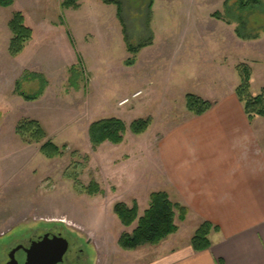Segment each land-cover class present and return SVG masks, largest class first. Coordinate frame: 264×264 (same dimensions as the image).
<instances>
[{
    "label": "rangeland",
    "instance_id": "1",
    "mask_svg": "<svg viewBox=\"0 0 264 264\" xmlns=\"http://www.w3.org/2000/svg\"><path fill=\"white\" fill-rule=\"evenodd\" d=\"M110 1L119 3L120 18L117 6L104 0H80L77 9L62 8L63 0H14L0 7V258L17 243L49 233L67 248L80 247L86 264H123V254L130 253L117 242L136 223L123 227L113 207L136 202L142 216L149 194L164 191L156 142L190 114L186 95L211 101L229 93L240 84L239 65L250 70V94L264 91V33L255 41L234 39L235 24L212 18L224 13L226 0H153L151 9V0ZM18 12L32 37L11 57L8 22ZM153 39L152 49L127 51ZM189 46L196 53L186 60ZM205 52L218 53H211L213 65L203 62ZM41 80L46 85L34 101L14 93L20 82V92L33 95ZM149 117L145 133L127 132L120 145L91 149V123L117 118L129 126ZM21 120L39 122L46 138L24 144L15 132ZM257 120L264 137V118ZM47 140L67 147L62 157L39 153ZM91 182L103 193L87 195ZM190 233L187 223L180 238Z\"/></svg>",
    "mask_w": 264,
    "mask_h": 264
},
{
    "label": "crops",
    "instance_id": "2",
    "mask_svg": "<svg viewBox=\"0 0 264 264\" xmlns=\"http://www.w3.org/2000/svg\"><path fill=\"white\" fill-rule=\"evenodd\" d=\"M155 42L144 49L154 48ZM191 50L189 46L186 60L196 53ZM211 53L219 57L217 52L200 53L208 66L216 58ZM222 66L217 61L215 67ZM209 102L207 112L186 115L156 142L165 181L164 191L156 192L185 206V220H176L178 231L159 245L126 251L130 254H123V264H264V137L257 120L261 117L248 120L235 88ZM203 222L215 229L208 236L210 247L196 252L190 240ZM187 223L193 233L180 238Z\"/></svg>",
    "mask_w": 264,
    "mask_h": 264
},
{
    "label": "trees",
    "instance_id": "3",
    "mask_svg": "<svg viewBox=\"0 0 264 264\" xmlns=\"http://www.w3.org/2000/svg\"><path fill=\"white\" fill-rule=\"evenodd\" d=\"M80 0H63L61 3L64 9H77ZM14 0H0L1 8H8L13 5ZM151 0L149 9L152 7ZM230 0L224 2V13L215 12L212 18L222 21L227 25L235 24L234 34L241 41H255L264 33V19L258 20L257 16L264 17V2L261 0H236L232 4ZM105 4L117 6V15L120 18V5L118 2L104 0ZM122 22V21H121ZM8 29L11 33L8 53L11 57L19 55L25 47V44L32 37V30L25 25V18L21 13H15L8 22ZM127 42V39L125 38ZM149 42L139 44L136 47L127 46V51L136 54L137 51L149 46ZM237 72L240 77V84L235 89V95L239 102L243 104L244 112L248 120L254 117L264 118V91L257 96L250 94V70L246 66L239 65ZM30 74L26 73V77ZM35 78L39 76L34 74ZM41 79V77H39ZM41 86L37 93L26 95L19 90V83H16L14 93L25 101H34L39 98L44 90L46 82L41 80ZM186 109L189 113L200 116L207 112L212 104L194 95H186ZM152 124V119H138L126 126L117 118H108L95 121L88 128V140L93 151L97 150L102 144L110 143L120 145L124 142L127 132L139 136L145 133ZM16 135L26 145L39 144L46 138V132L34 120H21L16 126ZM66 146L58 147L52 141L47 140L40 148L39 153L46 159H55L62 157ZM89 196L102 194L103 191L95 182L84 188ZM113 212L120 224L129 228L136 223L131 233H122L118 239V247L122 251H135L144 246H157L166 240L169 236L178 231L176 220L183 222L188 214V209L178 203L170 201L165 192H153L149 195L148 206L142 216H139L138 206L133 202L131 206L125 203H117L113 207ZM212 225L203 222L194 232L190 245L196 252L207 250L210 247L208 239Z\"/></svg>",
    "mask_w": 264,
    "mask_h": 264
},
{
    "label": "water",
    "instance_id": "4",
    "mask_svg": "<svg viewBox=\"0 0 264 264\" xmlns=\"http://www.w3.org/2000/svg\"><path fill=\"white\" fill-rule=\"evenodd\" d=\"M20 247L12 250L6 264H19L14 254ZM67 249L66 241L52 234H44L32 241L30 247L25 250L26 260L24 264H57L62 260Z\"/></svg>",
    "mask_w": 264,
    "mask_h": 264
},
{
    "label": "flooded vegetation",
    "instance_id": "5",
    "mask_svg": "<svg viewBox=\"0 0 264 264\" xmlns=\"http://www.w3.org/2000/svg\"><path fill=\"white\" fill-rule=\"evenodd\" d=\"M36 238L28 239L27 242L24 243H17L13 247L9 248L5 254L1 255L0 264H6L8 262L9 253L20 247L18 251L15 252L14 257L19 264H24L26 260V253L25 250L30 247L32 241L36 240ZM71 249V250H70ZM87 257H83V250L80 247H72L66 249L65 253L63 254L62 260L57 264H86Z\"/></svg>",
    "mask_w": 264,
    "mask_h": 264
},
{
    "label": "built area",
    "instance_id": "6",
    "mask_svg": "<svg viewBox=\"0 0 264 264\" xmlns=\"http://www.w3.org/2000/svg\"><path fill=\"white\" fill-rule=\"evenodd\" d=\"M140 94H141V92H139V93H136V94H134V96H133V97L139 96ZM126 101H127V100L123 101L121 104H124Z\"/></svg>",
    "mask_w": 264,
    "mask_h": 264
}]
</instances>
